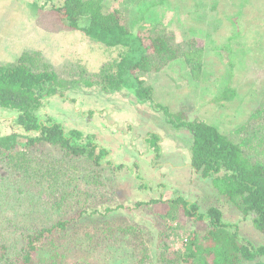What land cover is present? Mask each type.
I'll return each instance as SVG.
<instances>
[{
    "label": "trees",
    "instance_id": "obj_1",
    "mask_svg": "<svg viewBox=\"0 0 264 264\" xmlns=\"http://www.w3.org/2000/svg\"><path fill=\"white\" fill-rule=\"evenodd\" d=\"M166 2L58 0L52 3L46 19L50 18L61 29L82 32L90 42L121 50L119 58L105 62L99 72L86 80L63 77L39 51L24 50L15 60L0 62V110L13 115L9 119L11 131L0 133V264H66L68 238L61 235L67 232L71 222L82 216L105 219L122 207L121 204H108L104 210L95 207L89 196L96 182L90 177L85 182L93 184H87V200L81 202L80 174L73 169L78 167L69 163L74 160L83 166L87 162L101 166L110 150L95 141V134L79 129L67 131L62 122L40 113L50 97L61 96L60 89L73 83L86 87L99 85L104 92L131 89L138 100L165 112L174 128L187 131L188 168L203 182L205 195L204 203L178 192L167 199L161 194L157 199L140 203L164 220L170 217L191 222L184 231L183 250L175 249L170 255L165 250L166 244L160 243L151 256L148 246L139 240L140 235L132 239L135 234L130 227H113L109 219L89 233L87 247L95 241L98 246L102 239L124 234L131 239L128 243L134 245L136 253L131 264H264V241L244 237L238 221H226L220 203L222 200L230 203L241 214V220L249 219L264 237V87L260 88L262 100L229 130H224L220 123L191 119L172 112L167 105L156 104L153 87L146 84L142 74L158 73L170 62L182 60L196 85L203 82V75H209L199 38H183L178 42L175 34L165 27L156 26L147 34L135 30L147 26L145 20L150 18L152 9ZM238 13L237 18L230 20L235 34L229 39L234 41L225 48L227 80L209 100L217 106L227 107L241 97L232 85L237 67L235 59L240 54L243 61L251 49L244 40L236 45L237 38L243 39L247 33L242 28L240 14L243 13ZM138 16L140 22L135 24ZM215 18L214 28L218 27L217 22L220 25L219 18ZM244 99L242 96L240 101ZM161 140L158 132H149L148 148H155L157 155L162 150ZM108 163L112 165L111 161ZM90 172L85 171V175L92 177ZM141 181L143 188H151L145 178ZM76 209L79 211L74 215ZM165 231H161L162 237Z\"/></svg>",
    "mask_w": 264,
    "mask_h": 264
},
{
    "label": "rangeland",
    "instance_id": "obj_2",
    "mask_svg": "<svg viewBox=\"0 0 264 264\" xmlns=\"http://www.w3.org/2000/svg\"><path fill=\"white\" fill-rule=\"evenodd\" d=\"M57 1L0 0V62H11L24 50L39 51L63 77L86 80L99 72L105 62L120 57L119 48L95 44L82 32L61 29L50 18L46 19V11ZM36 8L38 11L35 12ZM238 11L243 13L240 14L242 28L247 33L243 39L237 38L236 45L244 40L251 50L243 61L240 54L235 59L237 67L232 85L245 99L240 101L241 97H237L227 107L217 106L209 100L227 80L225 48L228 42L234 41L229 39L235 34V26L230 20L237 18ZM149 17L145 20L147 26H139L135 30L147 34L149 29L157 26L171 30L178 42L183 38H199L205 50V69L209 72V75H203V82L196 85L187 74L184 62L178 60L170 62L158 73L142 74L146 84L153 87L156 104L167 105L172 112L182 113L191 119L203 118L220 123L224 130H229L238 118L247 117L262 100L264 0H167L166 4L153 8ZM215 17L219 18L220 25L217 22L218 27L214 28ZM138 22L139 16L135 24ZM60 92H63L61 96L57 94L49 98L40 112L43 117L62 122L67 131L79 129L93 133L95 141L110 150L101 166L93 162L83 166L80 161H69L78 167L73 169L80 174L78 179L82 186H79V192H82L80 196L83 199L77 200L86 201L87 184L96 182L89 196V200L95 201V207L104 210L108 204L122 205L105 219L82 216L71 222L67 232L61 235L68 238L65 263L131 264L136 260L134 245L128 243L131 239L125 238L124 234L102 239L98 246V241H95L94 245L87 247L89 233L106 219L113 227H130L135 234L132 239L140 235L139 240L148 246L151 256L157 252L160 243L166 244L165 250L170 255L175 249L183 250L184 231L191 222L170 217L164 220L150 207L140 203L157 199L161 194L167 199L175 196V192L185 198L205 202L203 182L197 180L196 174L188 168L187 131L174 128L165 112L138 100L131 89L104 92L99 85L86 87L82 83H73L60 89ZM10 116L13 115L8 111L0 110V133L11 131ZM149 132H158L162 136L160 155L155 148H148ZM118 164L123 167L114 169ZM87 170H91L92 177L85 175ZM87 177L92 178L91 183L86 184ZM141 178H145L151 188H143ZM44 199L47 200V195ZM220 203L226 221H238L244 237L255 242L264 241L249 219L241 220V214L230 203L223 200ZM77 211L72 213L75 215ZM162 230H166L164 237L161 236Z\"/></svg>",
    "mask_w": 264,
    "mask_h": 264
}]
</instances>
